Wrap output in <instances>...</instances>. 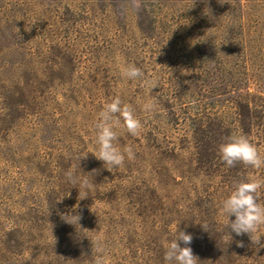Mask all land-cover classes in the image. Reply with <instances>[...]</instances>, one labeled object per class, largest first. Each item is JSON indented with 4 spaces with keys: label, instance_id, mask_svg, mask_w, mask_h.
Returning <instances> with one entry per match:
<instances>
[{
    "label": "rangeland",
    "instance_id": "rangeland-1",
    "mask_svg": "<svg viewBox=\"0 0 264 264\" xmlns=\"http://www.w3.org/2000/svg\"><path fill=\"white\" fill-rule=\"evenodd\" d=\"M132 64L140 80L123 75ZM245 79L240 94L224 88ZM116 97L142 128L114 129L135 159L110 172L94 125ZM262 108L264 0H0V264H166L177 228L199 264H264L221 211L264 167L219 156L220 125L238 122L263 126L247 138L264 157ZM70 169L90 182L85 199ZM255 235L264 244V226Z\"/></svg>",
    "mask_w": 264,
    "mask_h": 264
},
{
    "label": "clouds",
    "instance_id": "clouds-1",
    "mask_svg": "<svg viewBox=\"0 0 264 264\" xmlns=\"http://www.w3.org/2000/svg\"><path fill=\"white\" fill-rule=\"evenodd\" d=\"M123 75L129 80L136 81L143 78L145 73L132 64L123 70ZM149 83L152 88L156 87L154 81ZM143 107L145 111H152L155 108V103L149 102ZM117 127H123L131 136H138L142 128L141 121L134 115L131 105L122 104L119 97L104 105L94 125L95 142L98 145L95 157L107 165L110 172L115 168L122 167L126 157L130 161L135 159L132 146L121 151L114 143L118 140V133L114 130ZM219 156L229 168L235 167L237 163L256 170L264 167V157L244 135L230 137L226 143L221 144ZM65 178L71 187H77L79 184L80 188L84 189L83 191L79 190V199H85L88 196L87 187L90 182L86 178L81 179L71 169L65 173ZM262 187H264V179L253 178L247 182L239 181L229 196L223 200L221 206V211L227 219L225 227L237 236L248 234L252 243L258 244L260 247H264V244L260 243L261 235L254 237V234L260 233L261 226H264V204L258 202ZM66 216H70L71 219L65 220ZM229 217H235V219L230 220ZM62 219L69 224L76 225L81 217L78 214H70L62 216ZM202 227L206 230V226ZM173 236L174 238L168 242L164 252L163 259L166 264H199L198 257L189 247L193 240L192 235L177 228ZM181 244L184 246L181 247ZM238 246L243 247V242H238ZM96 248L97 251L102 250L99 241L96 243ZM95 264H102V260L97 257Z\"/></svg>",
    "mask_w": 264,
    "mask_h": 264
},
{
    "label": "trees",
    "instance_id": "trees-1",
    "mask_svg": "<svg viewBox=\"0 0 264 264\" xmlns=\"http://www.w3.org/2000/svg\"><path fill=\"white\" fill-rule=\"evenodd\" d=\"M221 63L223 65V62H221ZM248 84H249V80L245 79L244 82L226 84V86H224V88L227 89L230 93L240 94L243 89H246L248 87ZM242 109H243V113H244L243 115L245 117H248V116H253L252 112H253V110H255V107L254 106L250 107V102L248 101L242 105ZM261 111L264 113V108H262ZM235 114H237V116L241 115L238 112H235ZM262 128H263V126H261V124H255V125L251 124L248 126L247 124L243 125V124H240L238 122H237V124H232L229 126H225L224 124L220 125V129L225 130L227 132V134L229 135V137L240 136V135H244V136L248 137L249 135H253L254 133L261 134ZM258 139H260V138H258Z\"/></svg>",
    "mask_w": 264,
    "mask_h": 264
}]
</instances>
